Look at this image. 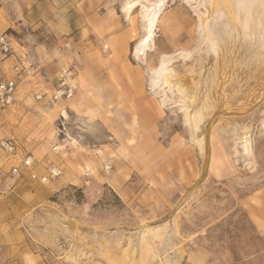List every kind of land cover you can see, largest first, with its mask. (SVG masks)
<instances>
[{
  "label": "rangeland",
  "instance_id": "374dc122",
  "mask_svg": "<svg viewBox=\"0 0 264 264\" xmlns=\"http://www.w3.org/2000/svg\"><path fill=\"white\" fill-rule=\"evenodd\" d=\"M122 3L0 0L14 50L0 79L25 62L14 105L0 107V138H15L39 171L62 170L1 192L0 222L31 264H264V47L220 36L215 53L200 42L196 4L166 0L137 59L141 6L127 19ZM183 50L191 56L170 67L186 103L162 104L149 69ZM62 81L74 96L54 102Z\"/></svg>",
  "mask_w": 264,
  "mask_h": 264
},
{
  "label": "bare ground",
  "instance_id": "6f19581e",
  "mask_svg": "<svg viewBox=\"0 0 264 264\" xmlns=\"http://www.w3.org/2000/svg\"><path fill=\"white\" fill-rule=\"evenodd\" d=\"M186 4H196V12L199 15V35L201 44L209 43L212 50H217L218 39L220 36L228 38H246L241 32L235 29L231 21L222 15L224 6L229 0H182ZM166 0H123L122 8L125 17L128 19L134 6L140 5L142 36L137 41L134 48V56L137 59L144 60L148 48H151L154 42L155 29L160 14L165 6ZM202 6L205 10L200 12L198 8ZM198 10V11H197ZM250 40V39H248ZM254 41V40H250ZM210 47V49H211ZM216 53V52H215ZM191 52L180 51L175 55H163L160 65L156 68L149 69V87L154 95H159L162 104L170 103L183 106L186 99L181 92V86L174 82L176 72L170 67L174 59L179 57H190ZM185 107V106H184ZM183 107V108H184ZM187 120L191 130V139L197 142L195 132L197 130L196 115L187 111ZM240 140V138H239ZM241 141L239 144L241 145ZM240 157L247 164H253L254 156L251 151L250 141L248 139L240 148Z\"/></svg>",
  "mask_w": 264,
  "mask_h": 264
},
{
  "label": "built area",
  "instance_id": "2783aa9c",
  "mask_svg": "<svg viewBox=\"0 0 264 264\" xmlns=\"http://www.w3.org/2000/svg\"><path fill=\"white\" fill-rule=\"evenodd\" d=\"M13 52L12 38L7 33H0V65L9 59ZM13 69L12 77L0 79V107L3 109L11 107L16 101L17 77L24 70L23 62L19 61ZM74 92V87L66 81H62L53 93L52 101L71 99ZM37 98L41 99L42 95H37ZM53 150L57 151L58 146H54ZM38 167V160L30 151L25 150L15 138H0V193L10 191L18 180L24 177L42 184H49L62 175L61 168L55 164L47 166L43 171H39ZM110 169V165L105 166L106 171Z\"/></svg>",
  "mask_w": 264,
  "mask_h": 264
},
{
  "label": "clouds",
  "instance_id": "9594fccd",
  "mask_svg": "<svg viewBox=\"0 0 264 264\" xmlns=\"http://www.w3.org/2000/svg\"><path fill=\"white\" fill-rule=\"evenodd\" d=\"M222 15L246 38L264 47V0H229Z\"/></svg>",
  "mask_w": 264,
  "mask_h": 264
},
{
  "label": "crops",
  "instance_id": "0c3cea01",
  "mask_svg": "<svg viewBox=\"0 0 264 264\" xmlns=\"http://www.w3.org/2000/svg\"><path fill=\"white\" fill-rule=\"evenodd\" d=\"M71 140L73 141V138ZM74 143L76 144L77 140H74ZM34 260L37 261L34 255L25 252L19 233L7 231L6 224L0 222V264H31L30 261Z\"/></svg>",
  "mask_w": 264,
  "mask_h": 264
}]
</instances>
